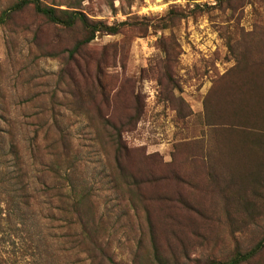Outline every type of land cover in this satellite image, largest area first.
<instances>
[{
  "label": "rangeland",
  "instance_id": "rangeland-1",
  "mask_svg": "<svg viewBox=\"0 0 264 264\" xmlns=\"http://www.w3.org/2000/svg\"><path fill=\"white\" fill-rule=\"evenodd\" d=\"M41 1L125 24L71 56L80 25L31 8L0 24V264H210L256 244L264 120L234 102L264 70V0ZM71 188L78 222L58 210Z\"/></svg>",
  "mask_w": 264,
  "mask_h": 264
},
{
  "label": "trees",
  "instance_id": "trees-1",
  "mask_svg": "<svg viewBox=\"0 0 264 264\" xmlns=\"http://www.w3.org/2000/svg\"><path fill=\"white\" fill-rule=\"evenodd\" d=\"M26 8H31L35 13L41 15L45 20L53 25H60L64 28H72L75 25H80L83 32L84 37L78 40L70 49H68L69 55H74L78 50L83 47L84 45L88 44L94 37L97 32H105L109 34L116 33L121 25H124L125 22H120L118 24L107 25L101 21H93L87 17V15L74 8H70V6L66 8H61L59 4L53 5L45 3L41 0H15L11 3L8 7L0 10V24H5L12 17L25 10ZM256 69V70H255ZM249 85H245V93H244V100L242 97V101L240 99H235L234 107L237 113L243 108V117L240 118V114L234 116V120L237 119L241 121L240 123L243 125H250L248 123L256 120V117L261 119L260 123H263L264 120V70H259L253 66L248 74ZM262 84H258L257 81ZM240 90V88H239ZM246 101V103H244ZM262 109V110H261ZM234 111V113H235ZM136 118V117H135ZM237 122V121H236ZM116 136V135H115ZM119 145L116 147L115 152L119 153ZM119 154L116 156V162L119 163ZM118 169H122L121 167ZM63 191V190H62ZM61 189L59 190L57 197L60 206L58 210L60 213H68L70 216L74 217L76 222L81 220L80 208L82 202L88 200V195H81L78 192H74L75 188H71L72 192L63 193ZM27 197H31L30 195ZM35 198V196L31 197ZM62 204V205H61ZM63 206V207H62ZM89 216L93 217L92 209L89 210ZM80 227V237H84L87 241L82 243L84 244V252H86L87 256L90 258H94L96 252H99L103 255V248L101 247L100 243L98 242V238L94 235L92 231V226L88 224L82 225L80 222L78 223ZM39 230L35 228L33 232V236L37 238L39 235ZM81 243V244H82ZM264 247V235L263 237L254 244L251 248L245 251H237L232 256H230L226 261H215L212 260L210 264H241L243 262L248 261L251 259L259 250ZM158 263L165 264L161 259L156 258Z\"/></svg>",
  "mask_w": 264,
  "mask_h": 264
}]
</instances>
